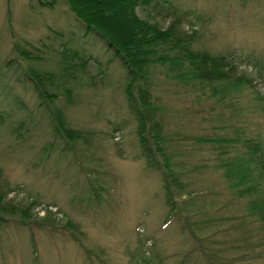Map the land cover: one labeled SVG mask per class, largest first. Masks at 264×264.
Here are the masks:
<instances>
[{
  "label": "rangeland",
  "instance_id": "obj_1",
  "mask_svg": "<svg viewBox=\"0 0 264 264\" xmlns=\"http://www.w3.org/2000/svg\"><path fill=\"white\" fill-rule=\"evenodd\" d=\"M169 1L173 21L167 2L137 13L225 56L230 76L152 63L145 151L125 68L65 0H0V264H264V0ZM132 25L113 32L144 39ZM63 41L94 58H71L66 82ZM56 109L82 137L57 132Z\"/></svg>",
  "mask_w": 264,
  "mask_h": 264
},
{
  "label": "trees",
  "instance_id": "obj_2",
  "mask_svg": "<svg viewBox=\"0 0 264 264\" xmlns=\"http://www.w3.org/2000/svg\"><path fill=\"white\" fill-rule=\"evenodd\" d=\"M38 2L41 6L54 7V4H57L58 0H38ZM65 2L73 14V19L79 22L85 34H94L100 38L104 42L106 50L111 52L113 58H118L125 68L129 79L125 85L127 104L137 120L136 133L138 134L139 143L145 151L149 149L147 133L151 131L153 132V136L158 137V134H154V127L159 126L155 108L150 104L149 73L152 63L154 64L157 61L165 62L166 59H170L178 66L181 63L176 62L175 56H177L188 61L190 72L193 75L198 76L199 69L203 68L202 73L209 77V79L225 80L223 77L230 76L228 69H226V66L228 67L230 64L225 56L193 50L190 48L191 41H188V44L186 41L189 39V36L182 37L176 34L174 27L171 25L161 28L155 23L148 21V19L140 17L137 13V8L139 7H151L155 9L156 6L166 4L167 2V5L175 11H171L173 16L171 20L173 21L178 9L169 0H65ZM122 23L124 25L133 23L131 27L135 30L134 36L137 35L138 28L142 29L144 34L141 35V38L144 39L132 40V37L129 38L128 34L122 32V36L116 35L113 32L115 26ZM53 34L59 38L62 33L60 31H53ZM169 44H172V47H181V49L176 50L178 53L169 55L168 52L170 51H167L169 49L166 47ZM18 45L17 43L16 48H18ZM46 46L47 48L44 51L41 50L42 53L52 51L53 47H48V44ZM30 47L33 46L28 43L27 48L29 51L31 50ZM54 51L60 56V62L63 63L60 73L59 71L57 72L59 73L57 81H65L66 77L74 75L76 67L72 68L71 58H79L80 65L94 60L91 52H87L76 43L70 45L65 41L59 42V46L56 49L54 48ZM42 53H37V55H40V60ZM166 56L170 57L166 58ZM111 60L108 59V63ZM78 67L80 68L81 66L78 65ZM34 72L35 74H31L30 77L35 81V89L41 94L42 80L40 78L38 81V73L35 70ZM64 74L66 75L64 76ZM53 115L55 126L59 130L57 132L63 137L71 140L82 137L80 130L72 128L66 122L63 111L56 109ZM158 150H161V148H158ZM229 170H231L230 163ZM164 187L167 192V200L169 201L171 191L167 178L164 179ZM2 190H0V212L4 209L1 203L2 198L6 195V192ZM2 216H0V223L3 218Z\"/></svg>",
  "mask_w": 264,
  "mask_h": 264
}]
</instances>
